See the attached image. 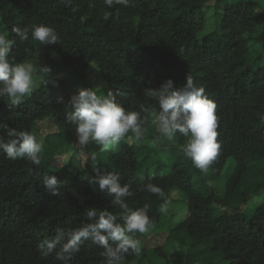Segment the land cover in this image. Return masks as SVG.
<instances>
[{
    "label": "trees",
    "instance_id": "obj_1",
    "mask_svg": "<svg viewBox=\"0 0 264 264\" xmlns=\"http://www.w3.org/2000/svg\"><path fill=\"white\" fill-rule=\"evenodd\" d=\"M211 1L130 0L124 7L114 0L109 8L105 0H0V31L15 40L10 58L33 63L40 47L46 57L56 56L78 77L93 66L99 74H88L94 86L105 94L119 93L117 102L126 110L148 118L144 139L136 141L129 132L107 152H100L97 145L93 148L96 156L106 158V167L94 165L87 156L74 174L67 176L65 167L45 173L46 158L59 152L67 138L80 157L75 126L64 115L79 90L62 78L48 77L18 102L0 97V125L31 132L37 121L51 116L62 138L50 143L57 135L46 137L54 145L41 153L39 166L27 158L8 159L0 150V264H62L55 258L59 245L47 257L41 254L45 249L39 245L44 240L54 238L58 228L67 233L90 222L86 208L119 215L121 210L110 204L111 197L92 182L94 166L102 173L118 174L121 185L130 184L134 195L126 202L133 210L148 204L155 226L164 199L182 198L185 218L171 232L179 231L191 240L195 256H218L215 264H264V202L246 212L264 188V121L260 119L264 115V0ZM106 12L110 13L107 19ZM209 15L213 30L201 36ZM41 23L56 30L58 44H40L30 33L29 40L21 42L10 31ZM188 76L217 104L222 147L209 171L211 178H218L229 161L234 163L224 198L214 195L205 177H195L182 156L183 161L174 160L169 166L160 161L159 154L169 157L177 150H151L148 144L156 126L153 115L160 109L145 89H158L169 79L179 89ZM0 136L6 137L4 127ZM125 140L132 144L125 145ZM173 142L183 154L188 138L177 132ZM45 174L66 181L58 195L43 186ZM149 182L161 187L164 196L142 190ZM215 206L220 208L218 214L213 213ZM168 240L171 243L172 235ZM103 251L91 239L82 240L80 251L68 264H104ZM150 252L157 258L166 256L165 247ZM136 257L126 255L122 264H131Z\"/></svg>",
    "mask_w": 264,
    "mask_h": 264
},
{
    "label": "clouds",
    "instance_id": "obj_2",
    "mask_svg": "<svg viewBox=\"0 0 264 264\" xmlns=\"http://www.w3.org/2000/svg\"><path fill=\"white\" fill-rule=\"evenodd\" d=\"M109 8L114 0H105ZM115 3L128 7L130 0H115ZM110 13H105V19ZM14 33L21 42L31 39L43 45L59 43L56 30L43 23L28 27H13ZM8 34L0 32V97H7L18 102L22 97L30 95L33 90L35 76L38 71L50 72V68H37L32 62H16L10 58L15 40L9 39ZM30 54L29 49H25ZM119 93L108 91L101 93L100 87L84 88L73 95L66 105L65 121L75 126L76 144L85 148L89 144L99 146L100 152H107L131 132L136 141L144 139L146 134L147 116L142 117L138 111L126 110L117 102ZM145 95L154 99L159 105V112L153 115L152 124L157 126L160 135L172 140L176 133L188 138L183 147V155L191 160L194 167L203 173L209 171L212 163L220 155L221 143L218 141L217 104L209 99L203 86L194 83L191 76L186 84L176 89L171 79L165 81L158 89H145ZM142 111H147L142 109ZM264 121V115L260 116ZM6 137L0 136V150L11 160L27 158L33 165L39 166L42 161V142L37 141L34 133L27 130L7 128ZM96 160V152L90 154ZM95 175L92 182L98 184L100 191L111 197L110 204L118 207L121 212L114 214L107 209L86 208L85 213L90 222L81 223L79 227L65 232L58 228L56 236L44 240L39 247L45 249L42 255L47 257L57 249L55 258L62 264H68L79 251L82 240L101 247L105 257L104 264H122L126 255L139 256L142 251L141 241L135 234H146L155 227L149 217V205L131 209L126 202L134 195L130 184L119 183L118 174L102 173L99 168H93ZM66 183L56 176L45 174L43 186L51 190L53 195L59 194V189ZM149 193L163 197L164 192L157 184L149 182L144 189ZM170 199H164L160 205L161 212H167ZM122 221V222H118Z\"/></svg>",
    "mask_w": 264,
    "mask_h": 264
},
{
    "label": "rangeland",
    "instance_id": "obj_3",
    "mask_svg": "<svg viewBox=\"0 0 264 264\" xmlns=\"http://www.w3.org/2000/svg\"><path fill=\"white\" fill-rule=\"evenodd\" d=\"M214 0L211 1V3ZM264 6V1H263ZM213 30V21L211 15L208 16L207 19V27L204 32L200 35L203 36ZM1 32V31H0ZM264 47V46H263ZM264 55V52L262 53ZM33 63L37 66V68H50V72L38 71L35 80L33 89L37 88L39 84L48 77H58L62 78L66 81V83L77 90H81L84 88H96L97 86L93 85L89 78V73L92 72L94 76H98L99 74L95 67H91L85 73V76L78 77L72 70L63 67L60 65L59 60L56 56L46 57L45 53L38 48L37 55L33 61ZM101 93H104V90L101 89ZM37 137L38 142H42L43 149L42 152L54 144H48L46 142V137L48 135H57L54 138L50 139V143H55L59 139H62L60 136V128L54 123L53 118L51 116L37 121L34 124V127L31 131ZM124 139V137L122 138ZM126 141V140H125ZM119 144L120 141H119ZM132 142L126 141L125 145L130 146ZM148 144L151 150H155L158 148L169 149L178 152V154H170L169 157L160 156L159 158L161 162L166 163L168 166L173 163L174 160L183 161V158L190 163L191 169L195 177L202 178L205 177L209 183V189H211L214 195H217L219 198H224L226 193V178L229 173H231L234 163L229 161L224 169L222 170L220 176L218 178H211L210 171L207 173L201 172L199 169L193 166L191 160L185 158V156L180 152L179 147L175 145L172 140H168L166 137L159 134L157 131V126H154V135L148 139ZM62 143L60 144V146ZM118 144H116L117 146ZM95 144H89L85 148L79 149L80 157L75 154L76 147L73 141L70 138H67L66 143L63 144L62 149L54 154L53 156L46 158V167L45 173L55 171L62 167L66 168L67 176L74 174L80 170L81 164L85 161V158L90 156L89 154L95 147ZM121 147V146H120ZM119 148H114L113 151H117ZM179 155V156H178ZM183 158H182V157ZM141 157V156H140ZM94 165L99 167H106V158L101 156H96V160L93 161ZM260 195V196H259ZM257 195L254 199L256 201L248 204L247 206V214L251 213L258 205L264 202V188L260 190V194ZM168 199L171 200V204L168 208L167 212H163L161 216V220L157 226H155L150 232L146 234H135V238L141 241V247L145 257L141 254L137 256L131 264H215L220 258L218 256H208V257H198L194 255L191 249V240L184 238L181 232L175 231L171 232L174 228H176L180 223L183 222L185 218L186 211V202L184 200L179 199L176 196H171ZM220 208L218 206L213 207V213L218 214ZM172 235V240H168L169 236ZM166 245V246H165ZM160 247H165V257H155L150 251L154 249H158Z\"/></svg>",
    "mask_w": 264,
    "mask_h": 264
}]
</instances>
